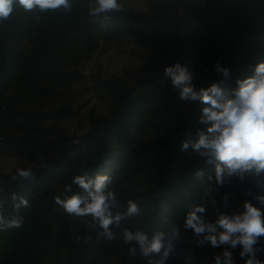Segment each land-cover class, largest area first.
Segmentation results:
<instances>
[{
	"label": "trees",
	"instance_id": "1",
	"mask_svg": "<svg viewBox=\"0 0 264 264\" xmlns=\"http://www.w3.org/2000/svg\"><path fill=\"white\" fill-rule=\"evenodd\" d=\"M88 3L89 0H72L70 12L60 10L47 13L25 12L17 6L0 32V89L10 81L18 64L23 74L22 84L31 85L36 69L42 65L38 61L50 58L74 35L88 30L85 19L89 16ZM181 7L182 0L153 4L147 27L156 32L152 39L155 58L140 82V86L147 87L139 89L137 84L128 85L119 78L104 80L102 84L115 109L107 116L97 117L92 113L89 117L90 131L84 136L88 140L102 141L108 132L123 130L131 125L154 93L163 96L160 111L164 117L162 125L158 126L162 129V136L150 142L154 161L150 162L152 169L147 176V203L152 212L130 229L133 232L142 230L149 238L164 225L163 202L169 201L173 207H177L172 193L191 182L197 171L205 174L210 166L206 160L202 164L183 160L185 153L192 150L191 147L187 151L181 150V142L187 133V140L195 141L197 130L206 127L199 123L202 105L189 102L186 106L187 101L179 100L170 79L161 84L164 68L179 62L193 72L194 66L200 62L202 72L194 83L197 90L222 82L221 86L231 95L238 87L237 80L252 76L256 65L264 62V0H218L207 8H193L186 16L182 14ZM37 16L40 17L39 21L36 20ZM123 18L133 17L116 13L108 20L99 21L110 24ZM22 32L34 36V46L27 56L15 52L17 39L23 38ZM217 65L227 68L229 75L225 77L218 72ZM149 84L153 86L149 87ZM12 111L11 107L5 111L9 120L18 113H23L29 119L46 118L27 109L16 113ZM30 149L28 151H33L34 147ZM107 153L105 145L101 144L97 162L89 164L82 171L71 173V177L107 174L106 170L111 165L99 166L105 162ZM55 171L52 166L46 169L41 167L33 171L34 180H13L11 194L27 195L31 208L21 211L25 223L8 237L7 244L0 252V264H40L46 260H52V264H95L89 258L102 229L89 227L91 217L85 218V222L66 214L56 204L55 197L64 198L66 186L55 189L53 180L49 178L56 177ZM47 177L49 182H46ZM248 186H242L246 191V200L264 213V204L256 199L257 196H264V186ZM71 187L73 192L79 191L77 186ZM132 246L126 244L123 247L125 264H143L146 260L140 254L138 245L136 256L129 255L128 249ZM257 247L262 249L257 253V258L264 261V237L260 238ZM202 264H214V255L207 253Z\"/></svg>",
	"mask_w": 264,
	"mask_h": 264
},
{
	"label": "rangeland",
	"instance_id": "2",
	"mask_svg": "<svg viewBox=\"0 0 264 264\" xmlns=\"http://www.w3.org/2000/svg\"><path fill=\"white\" fill-rule=\"evenodd\" d=\"M217 1L182 0V14L186 16L193 8L213 6ZM167 2L168 0H121L124 9L120 13L133 18L119 19L110 24L91 16L85 17L88 30L74 35L50 58L38 61L42 65L36 69L31 85L22 84L23 74L18 64L10 81L0 89V187L4 189L0 198H10L13 191L12 176L17 169L31 168L34 171L41 168V158L56 170V177H49L56 190L71 185V173L82 171L89 164L97 162L99 146L104 144L108 153L105 162L99 166L111 165L106 170L112 177V183L108 187L116 193L119 205L113 212L125 211L128 200L137 202L141 208L138 216L122 222L119 228L112 226L116 240L108 241L100 236L89 258L95 264H125L123 228L132 229L152 212L147 203V176L152 169L150 162L154 161L150 142L162 136V129L158 126L163 123L164 114L160 107L164 98L161 94L154 93L131 125L123 130L108 132L102 141L84 138L90 131L89 117L92 113L97 117L107 116L115 109L102 84L104 80L119 78L128 85L140 86L146 68L155 58L152 39L156 32L147 27L151 7L153 4ZM4 23L0 24V32ZM21 34L23 38L17 39L15 52L20 56H27L34 46V36L25 32ZM201 72L202 63L198 62L193 68V84ZM146 87L140 86L139 89ZM189 102L187 101L186 106ZM9 107L15 113L27 109L43 114L46 118L29 119L23 113H18L9 120L5 113ZM188 137L189 133L181 145ZM31 147H34L33 151H28ZM22 148H25L24 151ZM183 160L195 161L197 164L205 161L193 149L185 153ZM49 178L47 177L46 182H49ZM191 180L172 193L177 207H173L169 201L163 202L165 220L163 227L158 230H166L173 224L181 230L180 239L176 241L175 250L167 264H187L189 255L193 257L192 264H202L207 253L214 256L222 254L223 246H197L192 231L183 229L187 212L193 205H202L206 209L203 215L209 221H214L218 212H241L246 200V191L242 186H257L248 178L240 181L233 177L220 187L215 183L213 164H210L201 177L195 176ZM209 189L212 191L209 192ZM225 196L228 197L227 204L224 203ZM12 214L14 213L9 199L5 206V215ZM13 231L14 229L0 231V252ZM240 249L237 246L236 249L229 250L232 251L236 264H245V259L239 255ZM174 257L176 260H173ZM179 258H182L181 261ZM40 264H52V260ZM143 264H147V261Z\"/></svg>",
	"mask_w": 264,
	"mask_h": 264
},
{
	"label": "clouds",
	"instance_id": "3",
	"mask_svg": "<svg viewBox=\"0 0 264 264\" xmlns=\"http://www.w3.org/2000/svg\"><path fill=\"white\" fill-rule=\"evenodd\" d=\"M19 6L25 12L41 13L70 12L72 0H0V24L7 21ZM89 16L96 20H108L112 14L124 9L121 0H89L87 5ZM37 16L36 20L39 21ZM218 72L225 77L229 75L227 68L217 65ZM194 73L179 62L164 68L160 83L169 79L178 92L181 101L198 102L201 107L199 123L206 126L197 130L195 141L186 140L181 145L182 151L191 147L194 152L207 163L214 165L215 183L223 187L233 177L240 181L246 178L257 185L264 186V62L258 63L254 74L242 80H237L238 87L229 95L221 86L222 82L213 83L207 88L197 90L193 84ZM40 166L47 168L48 164L41 158ZM197 177L203 175L197 171ZM35 179L31 168L17 169L12 180L30 181ZM212 177H209L211 180ZM112 177L108 174H97L95 177L75 175L71 185L80 191L73 192L71 185L66 186L64 198L55 197V202L68 215L81 220L91 217L89 227H99L98 234L108 241L116 240L112 226L119 228L121 223L138 216L141 208L133 200L127 201L126 210L113 212L118 208L116 193L109 189ZM212 189H209L211 192ZM4 189L0 187V193ZM11 201L12 215H5V206ZM256 199L264 204V196ZM228 197H224L227 204ZM31 204L25 195L12 193L10 198H0V231L21 228L25 217L21 215L24 209H30ZM206 209L202 205H193L187 212L183 229L191 230L197 246L209 244L213 248L224 247L222 254L214 256V264H236L232 251L241 247L239 255L245 259V264H264L257 258L262 249L257 247L261 237H264V213L250 201L243 202V211L232 214L218 212L214 221H209L203 215ZM85 222H87L85 220ZM123 243L131 244L128 252L136 256L137 247L147 264H166L175 243L180 239V227L173 224L166 230H157L149 238L142 230L135 232L124 227ZM193 257H187V264H192Z\"/></svg>",
	"mask_w": 264,
	"mask_h": 264
}]
</instances>
